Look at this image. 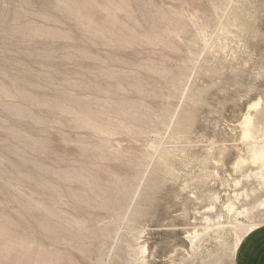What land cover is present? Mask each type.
Instances as JSON below:
<instances>
[{"label":"rangeland","instance_id":"rangeland-1","mask_svg":"<svg viewBox=\"0 0 264 264\" xmlns=\"http://www.w3.org/2000/svg\"><path fill=\"white\" fill-rule=\"evenodd\" d=\"M252 142L264 0H0V264H234Z\"/></svg>","mask_w":264,"mask_h":264},{"label":"crops","instance_id":"crops-1","mask_svg":"<svg viewBox=\"0 0 264 264\" xmlns=\"http://www.w3.org/2000/svg\"><path fill=\"white\" fill-rule=\"evenodd\" d=\"M234 264H264V225L242 237L234 255Z\"/></svg>","mask_w":264,"mask_h":264},{"label":"bare ground","instance_id":"bare-ground-1","mask_svg":"<svg viewBox=\"0 0 264 264\" xmlns=\"http://www.w3.org/2000/svg\"><path fill=\"white\" fill-rule=\"evenodd\" d=\"M252 106V105H251ZM248 113V112H247ZM248 115V114H247ZM252 116V115H251ZM250 116V117H251ZM249 117V118H250ZM247 118V117H246ZM249 118H247L246 120H244L242 123L244 124V125H242V127H246L247 129H248V127H247V125L248 124H250V119ZM245 119V118H244ZM253 120V119H252ZM241 123V124H242ZM251 125V124H250ZM246 129V130H247ZM249 129H250V127H249ZM249 129L246 131V130H244V131H246L245 133H244V137H245V139L246 140H250V138H251V141L253 140L252 139V134H251V132L249 131ZM255 136V135H254ZM254 138V137H253ZM255 141H257L256 139H255ZM253 143V142H252ZM257 142H255V143H253V147H252V149H251V155H250V157H251V159L256 163V162H259V163H261V165H263L264 164V143L262 144V145H257L256 144ZM255 144V145H254ZM261 144V143H260ZM252 161V162H253ZM230 206H232V205H230ZM252 225V224H251ZM251 225L250 226H248V228L246 229V231L245 232H248L249 230H250V228H251ZM210 226V225H209ZM241 240V236L240 237H238L237 238V241H236V245H237V243H238V241H240Z\"/></svg>","mask_w":264,"mask_h":264}]
</instances>
